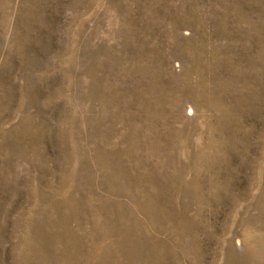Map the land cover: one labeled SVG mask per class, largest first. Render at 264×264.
Returning <instances> with one entry per match:
<instances>
[{
    "label": "rangeland",
    "instance_id": "1",
    "mask_svg": "<svg viewBox=\"0 0 264 264\" xmlns=\"http://www.w3.org/2000/svg\"><path fill=\"white\" fill-rule=\"evenodd\" d=\"M0 264H264V0H0Z\"/></svg>",
    "mask_w": 264,
    "mask_h": 264
}]
</instances>
